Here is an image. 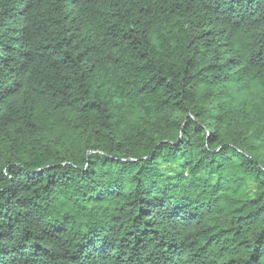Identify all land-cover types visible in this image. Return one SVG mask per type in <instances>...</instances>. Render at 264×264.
<instances>
[{
	"label": "trees",
	"instance_id": "trees-1",
	"mask_svg": "<svg viewBox=\"0 0 264 264\" xmlns=\"http://www.w3.org/2000/svg\"><path fill=\"white\" fill-rule=\"evenodd\" d=\"M261 24L264 0H0V264L47 253L74 205L35 237L32 209L88 181L110 226L64 264H264Z\"/></svg>",
	"mask_w": 264,
	"mask_h": 264
},
{
	"label": "clouds",
	"instance_id": "clouds-1",
	"mask_svg": "<svg viewBox=\"0 0 264 264\" xmlns=\"http://www.w3.org/2000/svg\"><path fill=\"white\" fill-rule=\"evenodd\" d=\"M260 23V20H257ZM259 31H264V24H261L260 29H256L253 26L250 30V34L258 33ZM51 160H45L43 163H38L37 167H43L44 163H51ZM31 166V165H30ZM81 167L83 165L81 164ZM99 183V181H97ZM3 187V185H0ZM40 191H43L42 187L38 186ZM96 185L91 181H88L87 187L84 183H74L71 190L64 188L61 190L45 192L44 196L48 197L45 201L44 197H40L39 201L32 211L34 216L31 222V229L33 231V236L39 235L41 230L44 228V222L54 218L55 213L52 211L53 208L59 205L67 211L68 206H73V211L71 215L67 216L64 221L68 224V231L62 234H58L57 237H53L51 242L45 241V247L49 249L47 253H41L36 257H32L31 253L27 254V257L23 261V264H64L61 259V253H66L67 250L75 243V240L79 238L82 232L87 231L89 227L100 226L109 227L110 221L108 219V213L112 212V208L104 203H93L87 201L86 197H80L79 193L86 190L95 191ZM25 195H31L27 193ZM43 205L42 207L40 205ZM25 229L29 225L24 226ZM110 235H117L116 233H110ZM19 239V237H18ZM17 240L12 241L13 244L18 242ZM2 243V241H0ZM28 243V242H26ZM129 255H132L133 259L128 261L127 256L124 257L122 264H145V257L148 256V252H138L133 249Z\"/></svg>",
	"mask_w": 264,
	"mask_h": 264
}]
</instances>
